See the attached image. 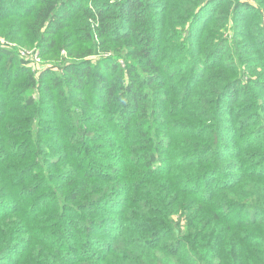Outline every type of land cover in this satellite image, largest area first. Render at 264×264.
<instances>
[{"label": "trees", "instance_id": "obj_1", "mask_svg": "<svg viewBox=\"0 0 264 264\" xmlns=\"http://www.w3.org/2000/svg\"><path fill=\"white\" fill-rule=\"evenodd\" d=\"M244 7L0 0V24L62 61L0 78V264H264V154L245 155L264 146V104L249 123L224 104L264 58L261 10L238 28ZM34 89L66 124L51 144Z\"/></svg>", "mask_w": 264, "mask_h": 264}, {"label": "rangeland", "instance_id": "obj_2", "mask_svg": "<svg viewBox=\"0 0 264 264\" xmlns=\"http://www.w3.org/2000/svg\"><path fill=\"white\" fill-rule=\"evenodd\" d=\"M165 0H160V5L162 6V3ZM242 5H245L244 9L240 12L242 14L241 18L244 17L243 20L240 21L238 24V28H240L242 25H245L247 16L251 14L252 11H254L256 8L258 10H261V13L258 14V17L264 21V0H239ZM19 2V0H16V4ZM249 5V6H248ZM14 11L13 6L11 7L10 10H7V12H12ZM11 18V16H9ZM204 19L200 21V26L204 24ZM228 29L231 30V26H228ZM264 31V28H262ZM226 35H229V37L232 36L231 31L225 32ZM36 42L30 43L27 38L24 36V33H22V30L18 29L17 26H9L6 23L0 24V53H2V50H7L8 54L10 51H12L13 56L16 55L17 57L14 56V58L11 59V64L9 65V68L5 66L7 61L8 56L1 57L0 56V78L3 80H7L6 75L7 73H18L19 70H29V72H34L35 75L37 72L41 71L42 69L46 68H52V71L54 73L61 74L60 68L57 66L59 64H62L61 59L58 61H54L51 58H49V54H46V56L40 54V49L37 47ZM2 49V50H1ZM103 52H98V56L102 55ZM108 55V54H107ZM109 55H114V54H109ZM231 55H234L232 53ZM12 56V57H13ZM61 56L66 57V51H62L60 54ZM96 55L89 56V60L94 64L96 59L98 58ZM115 56V55H114ZM113 56V57H114ZM21 59V61L19 60ZM70 59V58H67ZM229 60V59H228ZM122 63L123 61L120 60ZM259 63L261 66L257 68V71L255 73H250L248 71L247 65H253ZM23 65V66H22ZM242 71L244 72V78L241 81L244 88L240 89L239 85H234L233 87L236 88V93L234 96V100L232 102L226 101L224 104L229 105V110L230 112H233L232 114L229 115L231 119H234V122H241L245 121L246 123H249L256 119L258 115V109L260 108V105L264 104V58L260 57L259 62L256 60H250L247 62V64H242L240 65ZM114 74V72L110 73ZM110 74L106 75L107 79H110ZM220 76V75H219ZM177 76L173 79H177ZM259 83H263L259 85ZM235 90V89H234ZM33 94V97L37 100L40 96L44 95L43 98L46 100L43 102L45 105V109L42 113L39 114L40 121H42L37 128V133L46 135L47 137V143L51 144L53 142L54 138V130L53 127H56V125H59V130L62 133L65 125L64 124H55V122H51V119L54 117V115H57V112L55 110V114H50L48 113L51 110V105L52 103H56V100H48L47 98L49 97L50 94H48L44 90H30ZM29 92V90H28ZM4 92L0 91V95H2ZM27 91L25 92V94ZM237 95V96H236ZM23 99H20L19 101H22ZM0 103L5 106V102L0 99ZM258 106V108H256ZM3 107L0 106V110ZM235 113V114H234ZM229 119V118H228ZM158 129H160V126H157ZM44 131H46L47 134H43ZM155 139L160 138V131L157 132ZM99 138H96V140ZM96 140H90V145L92 146V150L98 151L101 148H96ZM60 144L62 143L61 140ZM110 150V149H109ZM60 153V152H56ZM257 154H264V146H256V148H252L251 150H248L245 155H248V157H253L255 158V155ZM252 158V159H253ZM92 161H108L107 159L103 158H95ZM249 161V160H248ZM247 161V162H248ZM246 162V163H247ZM247 164L254 165L255 162L253 160H250ZM246 164V165H247ZM258 167L264 169V162L262 164H258ZM211 180H216V178L211 177ZM211 181H208V183ZM207 184V183H206ZM211 184V183H209ZM205 187V186H204ZM202 189V188H201ZM204 189V188H203ZM1 208V207H0ZM1 210V209H0ZM246 215V212L243 213V217ZM175 218V216L173 215ZM173 243V242H171Z\"/></svg>", "mask_w": 264, "mask_h": 264}]
</instances>
